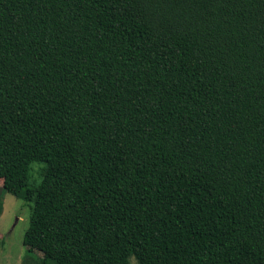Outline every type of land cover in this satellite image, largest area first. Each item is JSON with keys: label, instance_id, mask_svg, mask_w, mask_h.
<instances>
[{"label": "trees", "instance_id": "16d2710c", "mask_svg": "<svg viewBox=\"0 0 264 264\" xmlns=\"http://www.w3.org/2000/svg\"><path fill=\"white\" fill-rule=\"evenodd\" d=\"M0 180L40 264H264V0H0Z\"/></svg>", "mask_w": 264, "mask_h": 264}, {"label": "rangeland", "instance_id": "374dc122", "mask_svg": "<svg viewBox=\"0 0 264 264\" xmlns=\"http://www.w3.org/2000/svg\"><path fill=\"white\" fill-rule=\"evenodd\" d=\"M37 169L38 164L33 163L29 177L32 183L40 180ZM0 199L3 202L0 215V264H21V259L25 256L33 258L30 263L25 264H40L42 254L36 250L35 253L31 249L27 250L22 242L29 223L31 203L5 191H1ZM130 264H136L134 258L130 260Z\"/></svg>", "mask_w": 264, "mask_h": 264}]
</instances>
